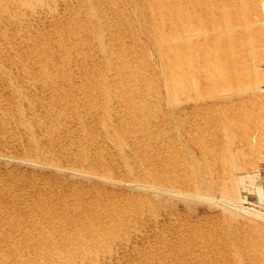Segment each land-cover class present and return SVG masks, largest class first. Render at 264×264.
Returning a JSON list of instances; mask_svg holds the SVG:
<instances>
[{
  "label": "bare ground",
  "instance_id": "obj_1",
  "mask_svg": "<svg viewBox=\"0 0 264 264\" xmlns=\"http://www.w3.org/2000/svg\"><path fill=\"white\" fill-rule=\"evenodd\" d=\"M259 66L264 0H0V264H264Z\"/></svg>",
  "mask_w": 264,
  "mask_h": 264
},
{
  "label": "rangeland",
  "instance_id": "obj_2",
  "mask_svg": "<svg viewBox=\"0 0 264 264\" xmlns=\"http://www.w3.org/2000/svg\"><path fill=\"white\" fill-rule=\"evenodd\" d=\"M63 5H60L59 4V9L62 11L63 10ZM139 32H140V30H139ZM142 33H143V31H141L140 33H139V35H141L140 37H142V39H140V42H142L143 44H146V48L147 49H150L149 51H153V50H151V46L150 45H148L147 44V41H148V36H147V34H145V33H143V35H146L145 37H143L142 36ZM140 37H138V38H140ZM145 41V42H144ZM148 45V46H147ZM150 46V47H149ZM149 47V48H148ZM254 58V57H253ZM253 58H251L248 62H250V64H256V62H255V60L253 59ZM154 61H156V60H154ZM155 63H157L156 64V70H157V73H158V77L160 76L161 77V80H162V86H161V88L162 89H165V88H163V86H164V84H163V80H164V72H163V67H162V65L160 66V64L161 63H159V61L157 60V62H155ZM154 63V64H155ZM159 63V64H158ZM159 67L160 68H162V69H159ZM260 67V66H259ZM260 69H262V70H264V66L263 67H260L259 68V70ZM261 70V71H262ZM159 71V72H158ZM263 72V71H262ZM163 74V75H162ZM165 74H167V72L165 73ZM162 75V76H161ZM168 76V75H167ZM162 77H163V79H162ZM169 77V76H168ZM258 78H260V77H258ZM264 79V78H263ZM262 79V80H263ZM258 82H259V80H257ZM254 84H257L258 85V83L256 82H253ZM252 84V83H251ZM253 85V84H252ZM259 85H260V88H259V91H260V93L258 92L257 94H261L260 96H261V98L260 97H258L257 99H259V100H255V102L253 103V104H257V105H255L256 107L254 108L253 107V104H246V100H243V102L241 103V104H243V103H245V104H243V105H240L241 107H244V105H245V108H244V110H242V108H240V106H239V111L237 110V109H235L234 111H236L235 113H237V112H239V114L241 113L240 111H245V110H247V112L245 111L244 112V114H243V112H242V119L244 120V123L247 125V123L249 124L248 126H250L252 123H251V120L252 121H254V123H253V125L254 126H256V125H258V124H262L263 125V121H264V111H262V110H264V83H259ZM258 85V86H259ZM254 86V85H253ZM252 86V87H253ZM251 87V86H250ZM253 88H255V87H253ZM162 89H160L161 90V92H159L160 93V95L162 96L163 95V93L165 94L166 92H164V90L162 91ZM248 90H250V89H248ZM251 91V90H250ZM248 93H244V97L245 98H251L252 97V95L253 94H250L249 93V91H247ZM250 96V97H249ZM254 96V95H253ZM263 98V99H262ZM203 101H205L206 99H208V97H203ZM261 99L263 100V101H261ZM209 100L211 101V99H208V100H206L207 102H209ZM205 101V102H206ZM257 102V103H256ZM260 102H261V105H260ZM262 103H263V105H262ZM251 105V106H250ZM249 106V107H248ZM247 107H248V109H247ZM251 107V108H250ZM258 107H259V109H258ZM261 107H263L262 108V110H260V108ZM249 109H251V110H249ZM254 109V110H253ZM256 109V110H255ZM255 111V112H254ZM257 111V112H256ZM260 111V114L258 113ZM261 111H262V113H261ZM252 112V113H251ZM249 114V113H251V114H249V115H246V114ZM253 113H255L254 115H253ZM258 114L261 116V119L259 118L260 116H258ZM251 115H252V117H251ZM247 116V118H245L244 119V117H246ZM252 119H251V118ZM263 117V118H262ZM250 118V119H249ZM256 119V120H255ZM245 120H246V122H245ZM248 120V121H247ZM257 120H258V122H257ZM262 121V122H261ZM256 124V125H255ZM253 125H251V126H253ZM256 131H250V133H254V134H250L249 132V134H248V138H244L243 139V142L245 143V144H247V146L245 147V148H247L248 147V145H249V149H245V151L243 150V152L242 153H246L247 154V152H252V150H251V147H254L255 145H257L258 144V142H261V144H262V141L263 140H261V139H264V135L261 133H258V132H256ZM256 134V135H255ZM258 134H260V135H258ZM249 135H250V137H249ZM240 136H241V134H240ZM257 138H256V137ZM262 136V137H261ZM251 137H253V139L251 138ZM243 138V137H242ZM209 139H213V136H211L210 135V137H209ZM240 139V138H239ZM245 140V141H244ZM249 140V141H248ZM261 140V141H260ZM258 141V142H257ZM264 142V141H263ZM253 144H254V146H253ZM264 144V143H263ZM18 145H10V149H12L13 148V150L12 151H14L15 149V152L16 151H20V150H17V149H20V146H18V148H16ZM256 147V146H255ZM262 149H264V147H261ZM260 150L259 151V153H258V155L257 154H255V153H248L247 155H244L243 154V156H242V154H241V157H240V155L238 156V158H242V157H244V158H246L247 157V159H245V160H243V159H241V160H239V165L241 164L240 163V161L241 162H243V161H246L245 162V164H247V165H245V172H247V174H251L252 175V178L254 179V181H256V184L254 185L255 186V191H256V195H257V197L253 194V193H250V194H245L242 198H243V200H242V198H241V202L239 203V206L241 205V209L244 211L245 209H246V211H248V212H251L252 213V216H255V215H260V220L261 219H263V221H264V150ZM255 154V155H254ZM238 165V166H239ZM247 166V167H246ZM241 168H244V165L243 164H241V166H240ZM251 167V168H250ZM14 168V169H13ZM0 179L2 178L3 179V176H5L6 174H13L14 176H16L17 178H21L22 176H24V177H29V175H32V173H31V170L30 169H25V168H20L19 166L16 168V166L14 167H10V168H7V169H4V168H2V166L0 165ZM8 169H9V171H8ZM24 169V170H23ZM240 168H238V170H239ZM6 170V171H5ZM20 172H19V171ZM13 171H14V173H13ZM17 171V172H16ZM240 171H241V169H240ZM252 171V172H251ZM23 174H25V173H27V172H29V173H27L26 175H23ZM4 173V174H3ZM6 173V174H5ZM20 173V174H19ZM35 173V172H34ZM22 174V176H20ZM254 174V175H253ZM19 176V177H18ZM47 178H46V180H47V182L49 181V179H50V181L51 182H55V178L54 177H52L50 174H47V175H45ZM51 176V177H50ZM24 177H23V179H24ZM256 177V178H255ZM45 179V178H44ZM25 180V179H24ZM27 181V180H26ZM69 186H71L70 185V183L68 184ZM257 185V186H256ZM69 186H67V188L69 187ZM62 187H64V186H62ZM86 187H88L89 188V186L87 185ZM70 191V188H69V190H68V192ZM80 191H83V190H80ZM261 193V194H260ZM249 195H253V196H255V197H251V196H249ZM30 198V196H25V197H23V200H22V205H24V204H26L27 203V201H28V199ZM259 198V199H258ZM261 199V200H260ZM24 203V204H23ZM21 205V206H22ZM244 208V209H243ZM254 210V211H253ZM199 214H202V215H205V213H207L205 210H204V208L203 207H200L199 208ZM211 214V213H210ZM208 214L209 216H210V218H209V216H208V220L209 221H212L213 219H211V218H215L216 217V214L215 213H213V214ZM254 214V215H253ZM206 216V217H207ZM223 221V220H222ZM222 221H220V223H222ZM149 232V233H148ZM148 235L150 234V235H152V232L151 231H147L146 232ZM136 235V234H135ZM156 236L158 235L159 236V234H155ZM156 236H155V238L154 239H156ZM165 235H163V237L161 236V238H159V240H158V238L156 239V241L154 242V241H152V242H154V246H156L157 247V244H158V246L160 245L161 246V249H164L166 246H167V248H169L168 249V252L170 251V249H172L173 248V245H170V242L172 243V239H171V236H169V234L167 235V236H169V237H167V236H165ZM136 237V236H135ZM134 236L130 239V240H135V250H139V251H143L148 245H146V243H143L142 241H139V243H138V241H137V239L135 238ZM153 239V238H152ZM170 239V240H169ZM158 240V241H157ZM131 241V242H132ZM168 241H170L169 243H167ZM157 243V244H156ZM160 243V244H159ZM167 244V245H166ZM118 246H119V248H118ZM117 247H115L116 249H115V255L113 254V255H111V257L109 258L108 257V255H101L100 257H99V259L101 260V262H100V260L98 259V263H100V264H103L105 261L107 262V263H104V264H111L109 261L112 259V257H114V259H112L113 261L115 260V257H119V258H121V263L122 264H130V263H135L136 264V260L133 258L135 255H133L134 253H132V255H131V253H129L128 251H126V250H124V251H122L123 249V245L122 246H120V244L118 245ZM165 246V247H164ZM125 247V246H124ZM136 247L138 248V249H136ZM164 247V248H163ZM147 248H149V247H147ZM167 248H165V249H167ZM175 248V247H174ZM142 249V250H141ZM160 249V248H159ZM160 249V250H161ZM161 250L160 252H163V253H165L166 254V251L167 250ZM145 251V250H144ZM124 252H128V254H126V253H124ZM167 252V254H168V256H171L173 259H175V255H174V251H172V252H170V255H169V253ZM140 253H143V252H140ZM162 253V254H163ZM171 253H173V254H171ZM105 254V253H104ZM116 254H117V256H116ZM165 254H163V255H165ZM126 255V256H125ZM146 254H139V256H142V258H141V261L143 260V259H145V260H147L148 258L147 257H149V256H145ZM103 256V257H102ZM130 256V257H129ZM133 256V257H132ZM165 256H167V255H165ZM175 256V257H174ZM182 256V255H181ZM116 258V259H117ZM123 258H125V259H123ZM147 258V259H146ZM165 258V257H164ZM105 259V260H104ZM127 259H129V260H127ZM136 261H134V260ZM108 260V261H107ZM123 260V261H122ZM127 262H126V261ZM133 260V261H132ZM140 260V259H139ZM148 261V260H147ZM174 261H176V260H174ZM149 262V261H148ZM96 263V262H95ZM94 263V264H95ZM98 263H96V264H98Z\"/></svg>",
  "mask_w": 264,
  "mask_h": 264
}]
</instances>
